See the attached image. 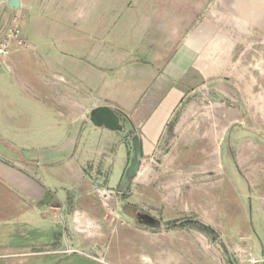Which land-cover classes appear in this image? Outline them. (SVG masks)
Masks as SVG:
<instances>
[{
  "label": "rangeland",
  "instance_id": "1",
  "mask_svg": "<svg viewBox=\"0 0 264 264\" xmlns=\"http://www.w3.org/2000/svg\"><path fill=\"white\" fill-rule=\"evenodd\" d=\"M51 1L54 4L45 15L54 23L47 25L48 32L59 34L66 23H60L58 19L75 18L72 16L74 8L55 6L62 0ZM93 1L99 3L95 7L99 30L95 25L89 28L84 24L83 29L78 30L73 23L66 25L68 32H83L85 45L82 54L79 51L67 54L74 40L31 37L38 60L30 58L25 66H51L54 73L91 86L93 98L111 100L115 107L128 110L138 103L139 97L134 93L136 89L130 87L129 80L119 76L125 63L120 57L121 50L118 48L104 55H95L90 54L87 48L103 39L110 41L109 37L121 33L124 12L126 17L129 16L145 0ZM193 1L203 2L202 6L189 9L194 22L219 18L227 21L228 48L242 51L243 58L238 68V79L232 76L221 83L186 88L175 118L165 131L166 143L173 141L176 145L171 152L172 158L156 168L160 174L156 192L150 188L141 191L132 182L133 188L130 187L126 193L118 191L124 196L111 197L124 174L123 169L114 165L106 177L111 176V182L100 178L94 186L83 185L80 188V183H75L82 180L79 178L82 168L59 163L69 135L47 129L50 125L53 128V122L42 106L35 107L27 100L28 90L23 75L16 77L13 88L0 85L1 259H31L34 255L43 256L44 252L62 246L66 250L62 254L65 255L55 256L61 258L62 264L77 257L93 258L99 264H224L225 258L237 257L236 245L247 243L249 247L254 242L258 248L256 256L261 255L264 193L258 195L253 185L248 184L251 169H244L243 174L237 163L242 162L246 153L248 163L252 160L264 163V151L256 144L259 140L260 145H264V0ZM180 12L184 13V10ZM35 15L44 14L36 11ZM120 44L115 42L116 47ZM29 45L27 50L34 47ZM56 45L67 46V51L55 50ZM41 78L51 79L53 75L44 72ZM67 112L68 115L74 113L70 109ZM184 113L190 117L186 121L188 125L175 133L178 117ZM202 113H207V116L203 118ZM60 124L68 123L62 119ZM226 125L227 131L223 134ZM194 146L210 148L213 152L212 166L219 164L217 179L211 184L197 185L195 190L188 177L202 168L194 167L200 158L188 162L191 152L179 158L182 148ZM92 170L94 168H88V171ZM96 194L105 198L111 208L120 209L125 214L124 219L131 223L127 220L123 225L117 220L112 233L108 227L112 222L110 217L100 222L103 235L99 233L89 237L86 232L76 234L72 230L70 211L78 210L83 217L87 214L96 216L85 205L87 199L96 198ZM78 195H83V200L75 199ZM54 203L60 204L58 212L53 211ZM126 205L160 219L164 227L157 230L169 231L168 234H141L140 224L125 213ZM190 220H195L196 224H191L195 231L184 235L188 240L179 245L172 242L178 236L171 232L172 229L186 225ZM200 223L211 230H206ZM250 232H253V238L249 240ZM144 255L152 260L146 261Z\"/></svg>",
  "mask_w": 264,
  "mask_h": 264
},
{
  "label": "crops",
  "instance_id": "2",
  "mask_svg": "<svg viewBox=\"0 0 264 264\" xmlns=\"http://www.w3.org/2000/svg\"><path fill=\"white\" fill-rule=\"evenodd\" d=\"M7 1L0 0V32L13 13L7 6ZM21 1L22 7L16 11L15 16H20L19 23L23 37L31 45V37L48 39L51 36V39H71L74 40V43L70 45V49H67L70 50V53L67 54L72 55V51L75 53L79 51L82 54L85 45L84 36L82 31L76 30L83 29L84 24L89 25V28L95 25L97 30L100 29L99 18L95 16L97 13H95V7H98L99 3L93 0H62L55 4L60 8L64 6V8H74L72 16L75 18L65 16L66 20L64 17L58 19L60 23H66L65 29L60 31L59 34L48 32L47 25L53 24L54 21L45 15L46 10L51 8L54 2L51 0ZM202 3V1L196 2L193 0L191 2L145 0L140 3L139 9L129 16L126 17V12H124L121 33L109 37L110 41L103 39L99 44H92V46H89L91 48H87L90 49V54L95 55H104L108 51H116L118 48L121 50L120 57L125 63H123V70L119 73V76L126 81L129 80L130 87L136 89L134 93L139 97L138 103L128 110L115 107V105H112L115 102L111 100L93 98L89 89L91 86H84L77 81L54 73L51 66H25L26 61L30 58L38 60L37 53H34L36 48L34 45H32L34 47L31 50H27V48L15 49L10 55L7 65L0 67V85L13 88L16 84V77L19 74L23 75V81L28 90L27 100L35 107L42 106L48 115V119L53 122V128L50 125L47 129H56L61 132V135H69L59 163H69L77 167L80 166L79 169L82 168L79 173V178L82 180L75 183H80V188L83 185L90 188L96 184L95 182L98 179H107L108 170L113 165L115 168L120 167L123 169L125 174L132 150V135L127 137L126 133L134 129L140 137L142 161L133 184L135 183L141 191L150 188L153 192H156L157 187L155 188V185L159 183L160 179V174L156 168L162 167L164 163L172 158L171 152L175 150L174 146L176 145L173 141L169 144L166 143L164 140L165 131L175 118L177 108L185 97L186 88L193 86L196 89L204 85L209 86L210 83H221L228 81L232 76L238 79V68L242 63L243 52L228 48L227 21L224 22L219 18L215 20L204 19L198 23L194 22V16L189 9H193L197 5L200 7ZM181 9L184 10V13L180 12ZM36 11H41L44 15L36 16ZM67 23H73L76 30L68 32ZM121 36H124V38ZM116 41L119 44L122 41L123 43L120 44L121 46L116 47ZM56 46L55 50L57 51H67L65 48L67 46ZM229 69L233 70L229 71ZM44 72H48L49 76L53 75V78H41L42 73L44 77ZM140 88H145V90ZM3 95L5 96L6 93ZM100 106L114 107L127 116L128 119H123L125 132H113L88 124L84 127L75 149V137L82 122L88 119L89 113L94 108ZM69 109L74 113L68 115L67 111ZM202 116L205 118L207 113H202ZM62 119L66 120L68 124H60ZM189 119L187 113L181 114L175 125V133L188 125L186 121ZM226 131L227 125L223 130V134ZM257 143L260 150L264 151V145H260L259 140ZM80 146H82V151ZM182 151L179 158L191 152L188 158L190 163L193 159L200 158L198 161L195 160L194 167L202 168L195 170L194 175L188 177L189 184L194 186V190L197 185L211 184L217 179L219 164L212 166L213 152L210 148L194 146L182 148ZM244 155L242 162L237 163L238 168L243 169L239 171L244 174L242 172L244 169H251L250 180H247L248 184L253 185L252 187L258 195L264 193V163L253 162V160L248 163L246 161L248 160L246 159L247 153ZM88 168H94V170L90 172ZM124 174L117 187L114 188V194H110L111 197L121 195L118 191L121 190ZM106 181L111 182V176ZM133 184H131V188H133ZM103 193L105 194V192ZM96 195V198H88L85 204L96 216L87 214L83 217L78 210L70 211L73 220L72 230L76 234L86 232L89 237L99 233L103 235L104 232L101 230L102 225L100 222L110 217L112 222L108 224V227L111 228L112 233L117 220L122 221L123 225L127 224L125 222L128 219H124L125 214L120 209L111 208L106 203L105 198L102 199L99 196L100 194ZM105 195H109L108 192ZM75 199L81 201L83 195H78V198ZM52 206L54 212L59 211L60 204L54 203ZM128 222L131 223L130 220ZM195 222V220H190L186 225L173 228L171 232L174 231L178 236L172 242L175 241L174 243L179 245L181 242L187 241L188 239H185L184 235L190 231H195L194 226L191 225L196 224ZM262 223L264 224V219ZM138 227L143 232L141 234H150L151 236L164 235L169 232L149 229L141 225ZM252 235L253 232H250L247 238L252 239ZM235 248L238 254L237 257L225 258L224 264L247 263L249 253L261 260L259 264H264L263 240L261 241L260 256H256L258 248L255 242L249 247L247 243H244L241 246L236 245ZM69 250L73 251L72 249ZM64 252L66 250L59 246L44 252L45 255L43 256L34 255V258L31 259L10 258L5 261L0 256V264H62L60 262L61 258H55V256L65 255L62 254ZM144 258L146 261L152 260L147 255H144ZM73 260L75 261L73 262ZM65 264L99 263L93 258L77 257L68 260Z\"/></svg>",
  "mask_w": 264,
  "mask_h": 264
},
{
  "label": "water",
  "instance_id": "3",
  "mask_svg": "<svg viewBox=\"0 0 264 264\" xmlns=\"http://www.w3.org/2000/svg\"><path fill=\"white\" fill-rule=\"evenodd\" d=\"M7 6L13 11L10 20L6 24V26L3 29V32L0 33V40L3 38L6 29L9 27L10 22L15 17L16 11L20 10L22 7V1L21 0H8ZM123 119H128L127 116L121 112L120 110L111 107V106H100L97 108H94L90 113L88 119L82 122L79 131L75 137V149L79 143V140L81 138L82 131L84 127L88 124H92L96 127L107 129L113 132H125V124L123 122ZM132 135V150H131V156H130V162L129 165L125 171L121 190L125 193L130 188L133 180L137 176L140 167H141V161H142V147H141V141L140 137L136 134V131L134 129L128 131L126 133V136ZM141 226H144L149 229H162L164 227L163 222L160 219H157L150 214L147 213H140L138 215V218L135 219Z\"/></svg>",
  "mask_w": 264,
  "mask_h": 264
},
{
  "label": "built area",
  "instance_id": "4",
  "mask_svg": "<svg viewBox=\"0 0 264 264\" xmlns=\"http://www.w3.org/2000/svg\"><path fill=\"white\" fill-rule=\"evenodd\" d=\"M19 18V15L14 17L9 27L6 29L3 38L0 40V67L7 65L8 59L15 49H25L30 46L23 37ZM3 29L1 32H3ZM247 257V263L241 264H259L261 261L252 253H249Z\"/></svg>",
  "mask_w": 264,
  "mask_h": 264
},
{
  "label": "flooded vegetation",
  "instance_id": "5",
  "mask_svg": "<svg viewBox=\"0 0 264 264\" xmlns=\"http://www.w3.org/2000/svg\"><path fill=\"white\" fill-rule=\"evenodd\" d=\"M120 194L123 195V196L125 195L123 193H120ZM125 213L128 214L130 217H133L134 219H137L138 215L140 213H143V212L137 211V210L133 209L131 206L126 205Z\"/></svg>",
  "mask_w": 264,
  "mask_h": 264
},
{
  "label": "trees",
  "instance_id": "6",
  "mask_svg": "<svg viewBox=\"0 0 264 264\" xmlns=\"http://www.w3.org/2000/svg\"><path fill=\"white\" fill-rule=\"evenodd\" d=\"M136 210V209H135ZM138 211V210H137ZM201 225H203V227L206 229V230H211V228L209 227V226H207V225H205V224H202V223H200Z\"/></svg>",
  "mask_w": 264,
  "mask_h": 264
}]
</instances>
